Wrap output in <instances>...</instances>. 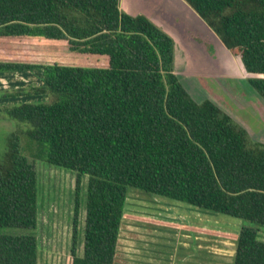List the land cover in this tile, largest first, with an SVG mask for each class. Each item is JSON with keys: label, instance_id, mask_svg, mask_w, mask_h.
Segmentation results:
<instances>
[{"label": "trees", "instance_id": "16d2710c", "mask_svg": "<svg viewBox=\"0 0 264 264\" xmlns=\"http://www.w3.org/2000/svg\"><path fill=\"white\" fill-rule=\"evenodd\" d=\"M238 55L264 101V0H184ZM25 45L103 56L104 65L0 55V72L39 69L41 83L2 95L17 126L0 158V264H37L35 158L75 172L70 264H113L126 186L241 219L232 264H264V142L209 98L194 99L173 69V39L118 0H0V49ZM95 55V56H94ZM23 124L24 127H21ZM18 132L35 150L19 151ZM86 175L82 250L76 233Z\"/></svg>", "mask_w": 264, "mask_h": 264}, {"label": "rangeland", "instance_id": "374dc122", "mask_svg": "<svg viewBox=\"0 0 264 264\" xmlns=\"http://www.w3.org/2000/svg\"><path fill=\"white\" fill-rule=\"evenodd\" d=\"M118 2L120 9L127 13H142L148 18L152 17L159 21L161 25H168L174 35V38L171 36L173 39V52L176 45L173 69L177 71V78H179L180 83L190 91L189 94L196 100L209 98L234 121L242 125L251 140L264 142L263 99L245 82L244 78L247 76V72L244 71L240 63H236L237 71L235 73L228 70L225 56L219 53L220 45L224 46L216 34L210 31L203 19L184 0H118ZM157 5L168 11L172 7L181 9L185 16L189 17L193 27H196V29L203 27V29H206L207 34L192 30L187 20H181L184 24L179 20H176V24L168 20L167 14H164L166 11L158 9ZM159 23L156 24L159 25ZM188 36H193L194 41ZM175 39L176 42L174 41ZM0 55L5 58L22 60L41 61L55 59L65 63L97 65L106 63V59L103 56L94 55L95 57H92L85 53H71L65 50L55 52L49 47L25 45L5 46L0 49ZM176 71H174L175 74ZM6 79L7 82L0 81L1 84L6 85L5 87L0 86V96H2L4 90L16 88L11 86L15 81L23 83L25 86L41 83L39 69H32L24 74H11ZM29 98L32 100H44L47 96L44 94H33ZM20 125L24 127L23 124ZM16 126V120L0 114V158L3 151L7 148L10 138L9 133ZM17 142L19 151L31 158L30 151L33 152L35 150L34 144H30L29 147L26 138L21 132H18ZM34 162L37 172L36 226L33 229L37 246L36 262L37 264H70L71 217L75 172L50 164L41 158H35ZM85 182L86 175L81 174L75 249L77 254H80L82 250ZM125 196V215L128 214L127 212H135L136 210H139V212L148 211L150 205L147 204L162 203L150 192L130 185L126 186ZM132 204L146 205L136 207ZM121 222L120 238H126L129 244L130 237L128 233H125L126 227L124 224H129L130 221L127 218H123ZM222 222L219 223L223 225ZM210 230L225 231L224 229ZM257 237L264 240V225H257ZM225 239L234 241L231 237H225ZM131 252L146 256V254H141L139 251H128L127 253ZM129 255L126 256L128 260H133L134 256ZM143 261L145 262V260ZM219 264H228V258H221Z\"/></svg>", "mask_w": 264, "mask_h": 264}, {"label": "crops", "instance_id": "0c3cea01", "mask_svg": "<svg viewBox=\"0 0 264 264\" xmlns=\"http://www.w3.org/2000/svg\"><path fill=\"white\" fill-rule=\"evenodd\" d=\"M157 8L164 9L158 5ZM185 8L187 7L185 6ZM163 11H166L164 14H167V19L173 21L175 24L176 20H179L183 24L184 22L181 20H187L192 30L194 29L207 34L205 28L196 29V27H193L189 17L185 16V13L181 9L172 7L170 11L166 9ZM151 20L159 23V21H156L154 18ZM159 25L174 38L171 28L168 25H161L160 23ZM210 31L212 30L210 29ZM190 38L193 40V36ZM174 41L176 42V39ZM175 48L176 45L173 52V62L175 60ZM219 53L225 56L228 70L235 73V71H237L236 63L241 64L238 55L233 54L230 50L221 45ZM30 70L32 69L2 71L0 72V81L7 82L6 77L8 75L16 73L24 74ZM176 75H178L177 71ZM233 75L235 76V74ZM248 75L263 74L247 72V76ZM246 77L244 78L245 82H247ZM13 83L14 84L11 85L12 87L25 86L23 83L17 81ZM0 86L5 87L6 85L0 83ZM185 89L190 93L187 88ZM32 95L33 94L14 96L2 95L0 96V105L22 100H32L29 98ZM151 194L155 195L162 203L147 204L150 205V208H146L148 211L145 212L136 210L135 212H127L128 214H126V216L124 213V211H126V204L123 203L122 215L118 224L115 240L113 264H219L223 257L228 258V264H232L235 242L228 241L223 236L199 231L198 229H224L225 231L236 234L241 223L240 218L198 207L182 200L169 197L165 198L166 196L154 193ZM132 205L137 207L146 204ZM123 218H127L130 221L129 224H124L126 227L125 233H128L130 237L129 244L126 238H120L121 221ZM219 222H222L223 225ZM128 251H139L141 254H146V256L133 254L131 252L129 254L134 256V258H132L133 260H128L126 257L129 255L127 253ZM143 260H145V262Z\"/></svg>", "mask_w": 264, "mask_h": 264}, {"label": "flooded vegetation", "instance_id": "af4514ba", "mask_svg": "<svg viewBox=\"0 0 264 264\" xmlns=\"http://www.w3.org/2000/svg\"><path fill=\"white\" fill-rule=\"evenodd\" d=\"M189 37V36H188ZM190 38V37H189Z\"/></svg>", "mask_w": 264, "mask_h": 264}]
</instances>
